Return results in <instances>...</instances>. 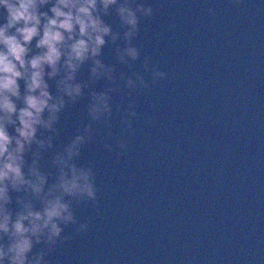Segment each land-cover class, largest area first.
<instances>
[{
  "label": "water",
  "instance_id": "obj_1",
  "mask_svg": "<svg viewBox=\"0 0 264 264\" xmlns=\"http://www.w3.org/2000/svg\"><path fill=\"white\" fill-rule=\"evenodd\" d=\"M144 2L153 14L140 18L133 41L140 57L119 61V20L105 17L121 31L99 57L113 66L115 79L93 78L86 62L77 74L87 84L83 95L65 97L55 131L38 132L53 137L39 160L41 171L53 174L50 183L55 153L84 135L77 162L93 166L98 189L95 203H74L77 224L64 227L67 239L46 259L264 264V0ZM134 71L144 75L147 88L126 85L121 74ZM156 71L165 75L153 82ZM49 85L55 95L54 80ZM109 89L110 113L94 121L91 94ZM24 195L14 191L13 210Z\"/></svg>",
  "mask_w": 264,
  "mask_h": 264
},
{
  "label": "clouds",
  "instance_id": "obj_2",
  "mask_svg": "<svg viewBox=\"0 0 264 264\" xmlns=\"http://www.w3.org/2000/svg\"><path fill=\"white\" fill-rule=\"evenodd\" d=\"M113 14L122 30L118 59L128 63L127 56L136 61L140 49L133 41L140 18L153 14L152 5L144 0H0V264H5V258L7 264H49L46 257L67 239L62 236L64 227L77 224L74 203L96 202L93 166L77 162L85 136H76L55 153L56 171L50 183L53 174L41 171L39 160L53 137L42 139L38 132L55 131L65 97L75 101L83 95L87 84L79 82L77 74L86 62L91 61L93 78L115 79L113 66L99 59L106 44L121 39V31H114L105 20ZM143 68L149 70L148 57ZM121 75L135 90L149 86L139 71ZM164 75L154 72L153 82ZM50 80L55 82V95ZM111 90L92 92L88 113L94 121L110 113ZM89 132L90 126L85 129ZM9 189L25 193L16 197L20 205L16 210L8 207L12 203ZM86 227V222L80 223L77 231Z\"/></svg>",
  "mask_w": 264,
  "mask_h": 264
}]
</instances>
